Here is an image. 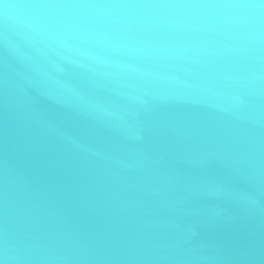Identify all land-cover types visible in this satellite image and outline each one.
Instances as JSON below:
<instances>
[{
    "label": "water",
    "instance_id": "obj_1",
    "mask_svg": "<svg viewBox=\"0 0 264 264\" xmlns=\"http://www.w3.org/2000/svg\"><path fill=\"white\" fill-rule=\"evenodd\" d=\"M0 260L264 264V5L3 0Z\"/></svg>",
    "mask_w": 264,
    "mask_h": 264
},
{
    "label": "snow or ice",
    "instance_id": "obj_2",
    "mask_svg": "<svg viewBox=\"0 0 264 264\" xmlns=\"http://www.w3.org/2000/svg\"><path fill=\"white\" fill-rule=\"evenodd\" d=\"M2 2H3V0H0V3H2ZM259 4H260V5H264V0H259ZM244 6H251V7H254L255 5H251V4H249V5H244ZM0 264H4V261L0 260Z\"/></svg>",
    "mask_w": 264,
    "mask_h": 264
}]
</instances>
